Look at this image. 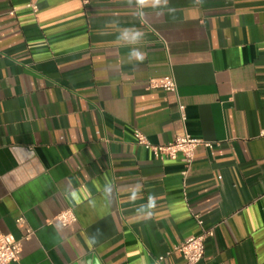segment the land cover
<instances>
[{"label": "crops", "instance_id": "obj_1", "mask_svg": "<svg viewBox=\"0 0 264 264\" xmlns=\"http://www.w3.org/2000/svg\"><path fill=\"white\" fill-rule=\"evenodd\" d=\"M169 74L176 93L149 87ZM263 130L264 0H0V234L21 239L11 264H181L195 215L215 225L202 264H264ZM134 131L212 147L187 167ZM66 209L76 221L63 226Z\"/></svg>", "mask_w": 264, "mask_h": 264}, {"label": "built area", "instance_id": "obj_2", "mask_svg": "<svg viewBox=\"0 0 264 264\" xmlns=\"http://www.w3.org/2000/svg\"><path fill=\"white\" fill-rule=\"evenodd\" d=\"M32 10L37 11L35 2H28L26 5ZM10 13H13L12 11ZM148 85L151 88L162 89L166 92L176 93V83L171 74L162 77H154L148 79ZM179 117L184 120V108L179 104ZM264 135V130L262 131ZM134 137L137 144L148 149L152 155L160 160L176 159L180 156L185 166H189L194 157V149L198 145H203L207 148L212 147V143L202 139L191 137L188 134L175 137L173 141L168 143L153 144L149 142L139 131H134ZM264 197V194H263ZM197 225L200 227V233L191 235L185 238L179 245L175 246L182 256L183 262L181 264H202L205 250V240L214 235L215 225L205 227L203 220L199 215H195ZM55 219L58 223L65 226L76 221L74 213L69 210L60 211ZM17 224L23 225V218L16 219ZM32 234L31 229L25 227L24 239H27ZM21 251V239H16L12 234H0V264H11L18 261L19 253Z\"/></svg>", "mask_w": 264, "mask_h": 264}, {"label": "clouds", "instance_id": "obj_3", "mask_svg": "<svg viewBox=\"0 0 264 264\" xmlns=\"http://www.w3.org/2000/svg\"><path fill=\"white\" fill-rule=\"evenodd\" d=\"M155 3H159V0H154ZM137 3L140 5H145L148 3V0H137ZM141 58V57H138Z\"/></svg>", "mask_w": 264, "mask_h": 264}]
</instances>
